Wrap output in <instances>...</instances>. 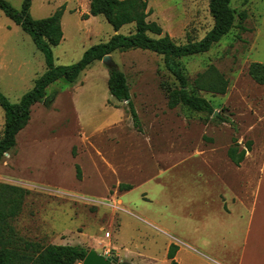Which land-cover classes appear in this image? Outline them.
I'll list each match as a JSON object with an SVG mask.
<instances>
[{
	"label": "rangeland",
	"instance_id": "374dc122",
	"mask_svg": "<svg viewBox=\"0 0 264 264\" xmlns=\"http://www.w3.org/2000/svg\"><path fill=\"white\" fill-rule=\"evenodd\" d=\"M7 1L15 9L22 2ZM208 1L147 0V20L177 44L199 40L213 24ZM230 6V31L209 50L180 58L189 88L210 102L211 113L168 106L176 84L150 50H114L73 83L47 87L52 103L31 106L0 161V181L28 190L12 220L17 235L41 246L94 248L117 263L168 264L171 241L183 246L179 264H264V83L247 73L250 62L264 63V0H230ZM59 7L54 64L73 63L89 46L134 29L128 23L114 31L102 15L90 14L89 0H31L29 10L42 18ZM209 65L228 79L225 93L194 87ZM111 67L126 76L139 127L126 101L108 91ZM45 70L30 35L0 10V92L16 102ZM3 123L0 107V137ZM234 143L250 145L239 165L227 156ZM120 183L131 188L119 189Z\"/></svg>",
	"mask_w": 264,
	"mask_h": 264
},
{
	"label": "trees",
	"instance_id": "16d2710c",
	"mask_svg": "<svg viewBox=\"0 0 264 264\" xmlns=\"http://www.w3.org/2000/svg\"><path fill=\"white\" fill-rule=\"evenodd\" d=\"M31 0H22L20 8H13L7 0H0V10L28 33L38 50L44 55L46 70L40 74L33 86L21 95L18 101L11 102L0 92V107L4 112V123L0 137V161L16 143L17 133L27 124L31 106L42 102L49 106L54 99V92L47 94V87L57 81L73 83L81 71L94 60H101L106 54L114 50L126 51L143 49L153 51L162 57L164 68L173 77L176 86L168 89V106L181 105L194 112L211 113L212 105L204 97L194 93L189 88V80L184 72L180 58L209 50L212 44L235 25V13L230 6V0H209L208 8L213 19L211 28L199 40L177 44L167 34H162L160 25L147 20L150 9L147 0H89V12L100 14L117 31L128 23L134 24L129 34L115 33L106 41L99 42L85 49L81 57L70 64H54L52 47L56 46L62 30L60 18L62 7L52 14L33 18L30 14ZM238 21L246 18L243 9L237 13ZM245 29L244 26H240ZM149 33L157 35L150 36ZM248 75L259 84L264 83V63L252 61L247 66ZM194 87L212 93H225L228 79L213 65L197 73L193 79ZM107 88L110 95L119 101H126L134 125L138 126L137 113L130 99L129 87L125 74L117 68H109ZM250 148H238L237 143L227 148V156L239 165L245 151ZM79 175V169H77ZM119 189H130V184L120 183ZM26 188L19 185L0 181V264H73L80 261L86 254V248L80 245L47 244L41 246L37 242L23 239L16 234L12 220L22 208ZM177 248L171 243L167 250L169 264H175L173 256Z\"/></svg>",
	"mask_w": 264,
	"mask_h": 264
},
{
	"label": "water",
	"instance_id": "95a60500",
	"mask_svg": "<svg viewBox=\"0 0 264 264\" xmlns=\"http://www.w3.org/2000/svg\"><path fill=\"white\" fill-rule=\"evenodd\" d=\"M108 57V54H106L102 57V60L107 62ZM79 262L80 264H129L126 262L117 263L114 257L99 254L94 248L86 249L85 256Z\"/></svg>",
	"mask_w": 264,
	"mask_h": 264
},
{
	"label": "crops",
	"instance_id": "0c3cea01",
	"mask_svg": "<svg viewBox=\"0 0 264 264\" xmlns=\"http://www.w3.org/2000/svg\"><path fill=\"white\" fill-rule=\"evenodd\" d=\"M245 155V154H244ZM244 158V157H243ZM263 159H264V150H263V155H262V161H261V164H260V169H261V167H262V162H263ZM253 201H252V203H251V205H250V208H249V220L251 219V215H252V213H253ZM171 243H173V242H171V241H168V247H169V245L171 244ZM173 244H175V243H173ZM177 245V248H176V250H175V253H174V256H173V260L175 261V264H179V257H178V255H179V253L183 250V246H180V245H178V244H176ZM167 250H168V248H167ZM167 250H166V252H165V254L167 255ZM166 258H167V256H166ZM167 260L169 261V259L167 258ZM240 260H241V258H240ZM168 264H169V262H168ZM239 264V263H238Z\"/></svg>",
	"mask_w": 264,
	"mask_h": 264
}]
</instances>
